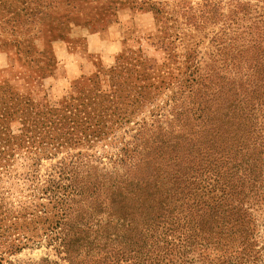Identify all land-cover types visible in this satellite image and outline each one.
<instances>
[{"label": "rangeland", "instance_id": "1", "mask_svg": "<svg viewBox=\"0 0 264 264\" xmlns=\"http://www.w3.org/2000/svg\"><path fill=\"white\" fill-rule=\"evenodd\" d=\"M249 104L264 109V0H0V264H69L51 234L64 202L43 193L60 160H89L106 186L127 170L119 159L140 157L171 217L150 240L142 222L115 223L110 189L78 185L67 203L93 229L74 264H264V199L247 209V238L213 228L214 177L188 185L180 169ZM253 125L264 134V118ZM147 166L129 172L134 199L149 193Z\"/></svg>", "mask_w": 264, "mask_h": 264}, {"label": "trees", "instance_id": "2", "mask_svg": "<svg viewBox=\"0 0 264 264\" xmlns=\"http://www.w3.org/2000/svg\"><path fill=\"white\" fill-rule=\"evenodd\" d=\"M258 117L260 119L264 118V109H255L254 105H250V109L245 111V118L227 117L230 132H225L221 129L219 133L224 137V140L220 145L209 144L208 147L204 148L205 152H203V155H199L197 151H195L196 154H192L191 149H189L187 154H182L184 165L180 168L184 169V175L195 174L194 176H186L187 179L185 180L189 183L188 185L203 181L207 173H210V178L214 177L215 185L213 187L218 185L221 193L217 197L218 203L216 204L217 208H215V216H213V213L211 219L209 217L207 222L209 224L213 223V228L217 229L230 223L232 224L229 230L233 226L239 225L245 238H247L249 223L247 216L251 214L247 209L252 204L258 203L260 199H264V134H262L261 128L256 130L253 125L254 121L257 122ZM246 119L251 123L250 127ZM235 150L238 151L237 154L243 153V157L237 159L232 156V151ZM229 152L232 153L230 154ZM214 155H220L219 163L217 162L218 159H211ZM118 162L122 166L127 164V170L122 172L121 175L113 173L109 179L112 181L111 184L106 186L105 181L96 183V180H91V177L95 175L90 172V167H88L89 160H69L68 162L60 160L54 168L56 176H50L47 179V185L43 193L47 194L49 199L54 198V202L57 200L58 202H64L61 210V220L63 221L51 229V234H53L52 240L57 243L58 252H60L59 250L63 252L64 256L62 258L66 259L69 264H74L73 256L82 247L80 245L82 234L87 230L93 229L86 221H83L81 211L76 210L71 204L67 203L68 199L73 201L74 197L78 195V185L81 190L88 188L96 191L110 189L105 199L113 198L111 200V208L114 209L112 214L116 216L115 223L122 225V227H131L132 230H137L138 222H142L143 231L150 240L154 236L157 223L166 224L165 218L171 217L172 211L165 209L164 200L158 194V187L163 184L158 183L160 179L159 173L152 175L149 172V166H147L148 163L145 162L144 157H140L137 162H132V164L128 161H123L122 158ZM204 163L206 165L203 167ZM143 166H147L144 177L149 175H152V177H148L146 180L142 177L139 182H146L149 193H138L134 199L132 195L135 192L130 194L127 190L139 184L138 181L135 184L130 181H134L135 176L129 174V172L131 170L139 172ZM220 169H223V171H221L219 177ZM179 178L180 176L178 175L169 187L173 196L179 192ZM78 180L80 181L78 182ZM160 180L162 181L163 179ZM91 181L94 182L91 183ZM186 189L190 192V187H186ZM180 193H182V190ZM80 195L81 193L78 196ZM233 196L234 199H230ZM130 202L133 203L132 210H126L132 206ZM142 203L151 205L152 208L151 206L145 208L141 205ZM93 211L94 209H87L85 213L91 215ZM217 213L221 214V217L216 218ZM80 218L81 220H77ZM60 224L62 228L58 229ZM213 228H209L208 233H212V237L218 236L219 239L222 232H213ZM140 240L142 241V239ZM137 249L136 253L142 250V246H138ZM38 264H51V262L43 259Z\"/></svg>", "mask_w": 264, "mask_h": 264}]
</instances>
